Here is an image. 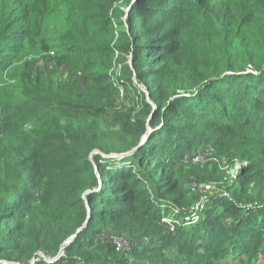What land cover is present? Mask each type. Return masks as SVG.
Wrapping results in <instances>:
<instances>
[{
    "label": "trees",
    "instance_id": "obj_1",
    "mask_svg": "<svg viewBox=\"0 0 264 264\" xmlns=\"http://www.w3.org/2000/svg\"><path fill=\"white\" fill-rule=\"evenodd\" d=\"M261 258L264 0H0V264Z\"/></svg>",
    "mask_w": 264,
    "mask_h": 264
},
{
    "label": "built area",
    "instance_id": "obj_2",
    "mask_svg": "<svg viewBox=\"0 0 264 264\" xmlns=\"http://www.w3.org/2000/svg\"><path fill=\"white\" fill-rule=\"evenodd\" d=\"M196 161L197 162H200L201 161V159H199L198 157L196 158ZM192 189H194V190H196L197 188L195 187V186H193L192 187ZM213 190V186L212 185H210V184H207V185H203V193L201 194V196L197 199V201L195 202V204L196 203H198L197 205H193L191 208L193 209V210H202V208L204 207V205H205V203L208 201V199H209V192L210 191H212ZM198 191H200V190H198L197 189V193H201V192H198ZM116 242H119L118 240L116 241ZM120 243V242H119ZM128 244H130V243H128ZM130 246L131 245H126V247H124V248H130ZM119 247H122L121 246V243H120V245H119Z\"/></svg>",
    "mask_w": 264,
    "mask_h": 264
},
{
    "label": "rangeland",
    "instance_id": "obj_3",
    "mask_svg": "<svg viewBox=\"0 0 264 264\" xmlns=\"http://www.w3.org/2000/svg\"><path fill=\"white\" fill-rule=\"evenodd\" d=\"M141 87V86H140ZM142 89L145 91V89L142 87ZM210 185H212L213 186V184H210ZM216 185V184H215ZM214 187V186H213ZM214 188H216L215 190H217V185H216V187H214ZM190 190H191V193L190 194H196L197 193V189L196 190H194V189H192V188H189ZM199 190L200 191H198V192H201V193H203V184L200 186V188H199ZM214 190V191H215ZM198 203H196L195 205H197ZM196 211H198V210H195V212ZM105 233H109L110 235H112L113 237H114V239L117 241H119L120 243H121V246H122V248H124V247H126V245H130V244H128V243H126L125 242V239H126V241H127V239L129 238V236L128 235H126V234H122V233H118L117 231H115V230H108V232L107 231H105ZM257 264H264V258H261L260 259V261L257 263Z\"/></svg>",
    "mask_w": 264,
    "mask_h": 264
},
{
    "label": "water",
    "instance_id": "obj_4",
    "mask_svg": "<svg viewBox=\"0 0 264 264\" xmlns=\"http://www.w3.org/2000/svg\"><path fill=\"white\" fill-rule=\"evenodd\" d=\"M151 132H152V129L149 130L148 135H146V137L143 139L142 143L145 142V141L148 139V136H149V134H150Z\"/></svg>",
    "mask_w": 264,
    "mask_h": 264
}]
</instances>
